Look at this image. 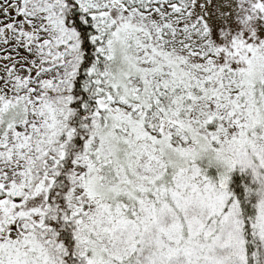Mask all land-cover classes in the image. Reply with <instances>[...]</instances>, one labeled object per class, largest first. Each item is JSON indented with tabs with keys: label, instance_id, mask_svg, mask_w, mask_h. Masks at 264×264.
I'll list each match as a JSON object with an SVG mask.
<instances>
[{
	"label": "snow or ice",
	"instance_id": "snow-or-ice-1",
	"mask_svg": "<svg viewBox=\"0 0 264 264\" xmlns=\"http://www.w3.org/2000/svg\"><path fill=\"white\" fill-rule=\"evenodd\" d=\"M0 264H264V0H0Z\"/></svg>",
	"mask_w": 264,
	"mask_h": 264
}]
</instances>
